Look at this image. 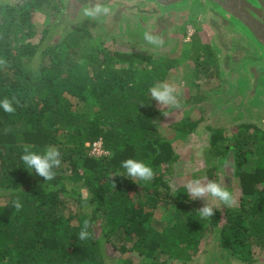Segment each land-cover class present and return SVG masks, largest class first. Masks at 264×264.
<instances>
[{"label": "trees", "instance_id": "trees-1", "mask_svg": "<svg viewBox=\"0 0 264 264\" xmlns=\"http://www.w3.org/2000/svg\"><path fill=\"white\" fill-rule=\"evenodd\" d=\"M40 6L41 0H29L23 9L11 8L7 17L0 18V60L5 62L0 65V100L13 101L15 108L13 114L0 108V185L7 188L5 195L10 197V202L0 209V260L14 258L16 264H105V242L99 233H105L110 242L111 233L105 232L107 225L122 230L125 239L134 241L133 250L145 255L146 260L158 248L173 254L182 245L185 248L181 250L196 247L221 223L222 241L243 254L248 248V216L230 215L226 221L220 218L205 227L204 220L196 216V203L180 187L170 196L166 211L175 223L157 233L148 224L151 213L136 196L138 190L144 189L152 193L153 201L161 195L168 199L170 186L164 171L155 177L151 189L145 185L140 189L138 183L143 182L116 175L124 171L120 165L128 158L147 162L151 155L156 169L177 160L171 143L160 137L168 111L157 109L149 94L153 85L167 77L171 67L164 75L157 65L143 67V61H133L144 59L143 54L120 48L85 55L86 64L74 62L72 54L61 59L57 53L61 44L45 42L49 27L44 30L42 42L15 45L17 28L25 27L30 38L36 37L34 15ZM82 33L90 37L88 30ZM126 61L131 65L118 67ZM27 64L31 67L27 68ZM66 95L81 102L96 97L100 117L91 122L75 115ZM199 124L187 119L169 127L189 136ZM98 142L108 155H91L93 144ZM25 145L41 152L47 146L60 150L62 163L55 170L54 180L45 181L24 167L20 157ZM262 176L259 171L242 174L243 192L254 194ZM250 180L253 189L247 191ZM159 186L165 187V195L158 191ZM82 187L88 190L90 199L83 197ZM16 198L23 204L19 212L12 206ZM71 200L89 212L86 220L92 235L87 241L78 238L84 220L72 226L64 219L65 205ZM99 213L104 214L101 227L97 226ZM133 260L129 257L124 263L133 264Z\"/></svg>", "mask_w": 264, "mask_h": 264}, {"label": "rangeland", "instance_id": "rangeland-1", "mask_svg": "<svg viewBox=\"0 0 264 264\" xmlns=\"http://www.w3.org/2000/svg\"><path fill=\"white\" fill-rule=\"evenodd\" d=\"M28 1L0 0V18L4 17L3 15L7 17L6 13L11 8L23 9ZM66 7L63 0H41V6L34 15L36 37L30 38L25 27L17 28L19 32L13 35L14 44L40 43L45 37L44 30L49 27L50 31L46 35L45 42L53 45L61 44L62 47L57 50L61 59L72 54L74 62L81 61L86 64L88 61L85 55L91 56L94 53L114 51L120 48L124 49V52L132 51L131 53L135 55L143 54L144 59L143 57L133 58V61L138 64L139 61H143V67L148 65L152 68L157 65L162 74L168 66L171 67L167 77L164 74L165 79L158 83L168 82L177 86L181 107L165 108L151 96L150 98L157 109L168 111L165 114L166 121L160 129V137L171 143L174 157L177 160L161 164L156 169L152 161L153 157L149 155L150 158H147L146 163L153 167L157 177L164 171L165 181L169 182L170 186L168 199L161 195L158 200L153 201L152 193L148 194L141 188L145 185L151 189L156 183L155 179L149 183H138L141 190H138L136 199H142L146 211L151 213L149 227L157 233H163L168 227L174 225L175 221L171 214L166 212L169 200H171L170 196H173L177 188H185L184 185L188 180L197 177H206L222 182L237 197V204L231 208L217 203L215 215L204 220L205 227L220 218H224L223 221H226L227 216L230 215L242 213V215L248 216L246 220L249 235L248 248L244 250L243 254L237 253L234 247L226 241H222L221 223L213 227V232L201 238L196 247L193 245L186 250H181L185 248L182 245L173 254L163 252L162 248H158L153 256L146 260L145 255L133 250L134 241L125 239L126 236L122 230L107 225L105 232L111 233L110 242L105 233L97 232L105 242V264H125L124 260L129 257L135 259L133 264H211L212 259L215 264H264V141L260 140V136L256 135L257 132L253 128H243V126H239L240 122L236 123L237 120L231 119L233 115L230 117L228 109H234L233 105L221 111L215 107L210 96L213 98V95L217 94L221 88L217 86L218 82L212 75L214 71L209 72L205 69L207 61L204 59L202 37L200 34H196L192 22L186 23L183 28L184 32H178L175 41L167 47L160 48L152 45L149 50H143L133 45L124 34L107 37L103 31L83 19L77 23H70V27H65L67 21L64 20L67 19L63 20V11L68 15V18L74 17V12L68 11ZM85 28L88 29L90 37L83 36L82 31ZM76 33L77 36H74ZM83 49L86 52L83 53ZM122 65L126 67L131 63L126 61L118 67L122 68ZM28 67L31 65L27 64ZM260 97L261 102L264 103L263 91L260 93ZM65 99L71 102L75 115L91 122L100 117V105L96 97L90 96L87 102H81L68 95L65 96ZM261 112L259 110L258 114ZM187 119L200 122L199 127L192 135H183L169 127L172 123ZM218 131H220L219 134L216 133ZM108 154L105 152L102 155H91L101 158ZM167 170L168 173H166ZM256 171L262 173L263 176L259 179L262 182L257 184L254 194H245L242 189V174L255 173ZM251 183L252 180L247 182V187H245L247 191L253 189ZM81 191L84 198L90 199L86 188L82 187ZM158 191L164 194L166 189L159 186ZM258 191L259 194H257ZM8 192L6 187L0 185V209L10 202L9 195H5ZM193 201L196 203V216L200 217L198 210L204 206L205 201L199 199ZM0 211L3 213L2 210ZM63 214L66 222L76 226L82 220L87 219L89 212L82 210L78 204L71 200L66 203ZM12 216L14 217V215ZM98 216L97 226L101 227L104 214L99 213ZM180 221H183V218ZM153 234L154 232L149 234L148 239ZM0 264H16V262L14 258H8L0 260Z\"/></svg>", "mask_w": 264, "mask_h": 264}, {"label": "flooded vegetation", "instance_id": "flooded-vegetation-1", "mask_svg": "<svg viewBox=\"0 0 264 264\" xmlns=\"http://www.w3.org/2000/svg\"><path fill=\"white\" fill-rule=\"evenodd\" d=\"M63 1L66 9L74 12L71 19L63 11L62 18L67 19L64 20L67 21L65 27L83 19L95 28L99 27L98 30L103 31L107 37L124 34L133 45L143 50L152 47L143 38L146 31L162 36L164 44L160 48H165L175 41L178 32H184L186 23L192 22L196 34L202 37L204 59L207 61L205 69L214 71L212 75L221 88L213 95L214 99L210 96L215 107L221 111L233 105L234 109H228L230 117L233 115L231 119L237 120L236 123L240 122L239 126L243 128H253L260 140L264 141V103L260 97L262 91L264 96V85L261 84L264 80L255 82L245 70L246 66L240 65L243 62L249 67L264 61L254 46L231 29L226 18L212 8L209 2L180 0L181 2L160 6L148 0H99L101 4L110 6L111 13L97 20H90L81 15L83 6L89 0ZM91 2L95 3L96 0ZM111 18L114 19L113 23ZM259 110L262 111L260 114ZM230 117L228 115V120ZM211 264H215L213 259Z\"/></svg>", "mask_w": 264, "mask_h": 264}, {"label": "clouds", "instance_id": "clouds-1", "mask_svg": "<svg viewBox=\"0 0 264 264\" xmlns=\"http://www.w3.org/2000/svg\"><path fill=\"white\" fill-rule=\"evenodd\" d=\"M110 13V6L101 4L99 0H96L95 3L89 0V3L85 4L81 10L82 18L90 20H97L101 17L110 15ZM143 38L150 45L160 47L164 44L163 37L154 35L151 31H146ZM4 63L3 60H0V65ZM149 94L151 98L162 107H181L179 91L175 84L168 82L157 83L149 89ZM0 108L8 114H13L15 112L13 101L7 98L0 100ZM20 160L30 173L34 171L45 181H52L55 179L57 175L55 170L60 168L62 163L60 150L53 146H47L41 152L33 150L32 145H25ZM120 167L124 171L117 172L116 175L127 177L134 182L140 181L149 183L153 181L156 176L153 167L142 160L128 158L121 162ZM112 187H115V184H113ZM184 187L191 200L199 199L205 201L204 206L198 210V214L203 220H208L215 215L217 203L228 208L237 204L235 193L217 180L208 179L206 177L192 178L187 181ZM12 206L17 212L23 209V204L19 198L12 200ZM90 227V222L84 220L78 233L79 240L87 241L91 238L92 233L89 231Z\"/></svg>", "mask_w": 264, "mask_h": 264}, {"label": "water", "instance_id": "water-1", "mask_svg": "<svg viewBox=\"0 0 264 264\" xmlns=\"http://www.w3.org/2000/svg\"><path fill=\"white\" fill-rule=\"evenodd\" d=\"M162 6L166 3H176L180 0H148ZM189 1V0H187ZM220 15L226 18L227 25L236 33L243 36L258 52L264 61V0H206ZM181 2V1H180ZM179 2V3H180ZM110 21L113 23L114 19ZM97 29H100L97 27ZM255 82L264 80V63L259 61L247 67ZM263 72V73H259ZM264 85L263 83H261Z\"/></svg>", "mask_w": 264, "mask_h": 264}, {"label": "built area", "instance_id": "built-area-1", "mask_svg": "<svg viewBox=\"0 0 264 264\" xmlns=\"http://www.w3.org/2000/svg\"><path fill=\"white\" fill-rule=\"evenodd\" d=\"M91 152H92L91 154H93V155H96V154H98V155L105 154L101 142H98V143L93 144Z\"/></svg>", "mask_w": 264, "mask_h": 264}]
</instances>
